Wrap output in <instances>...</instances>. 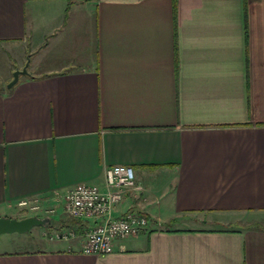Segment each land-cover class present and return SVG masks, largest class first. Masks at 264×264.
Instances as JSON below:
<instances>
[{"label": "crops", "instance_id": "1", "mask_svg": "<svg viewBox=\"0 0 264 264\" xmlns=\"http://www.w3.org/2000/svg\"><path fill=\"white\" fill-rule=\"evenodd\" d=\"M115 164L144 187L116 213L149 229L85 254L94 222L64 196ZM25 199L48 211L21 214ZM258 214L264 0H0V216L48 220L0 236V264H264V227L207 225Z\"/></svg>", "mask_w": 264, "mask_h": 264}, {"label": "built area", "instance_id": "2", "mask_svg": "<svg viewBox=\"0 0 264 264\" xmlns=\"http://www.w3.org/2000/svg\"><path fill=\"white\" fill-rule=\"evenodd\" d=\"M137 181L132 166L115 164L105 170L103 187L91 183H78L69 188L64 196L65 210L69 217L92 221L86 230L82 252L93 255H106L114 250L115 242L148 230L149 218L139 210L130 208L117 214L116 208L129 192L143 191ZM41 200H21L19 207L28 211L40 209ZM57 237L75 235L73 230L57 233Z\"/></svg>", "mask_w": 264, "mask_h": 264}, {"label": "rangeland", "instance_id": "3", "mask_svg": "<svg viewBox=\"0 0 264 264\" xmlns=\"http://www.w3.org/2000/svg\"><path fill=\"white\" fill-rule=\"evenodd\" d=\"M162 199H164L163 196H161ZM64 208H65V200H64ZM19 209L21 210V214L23 215H30V214H36V215H39V214H42L43 212H47L48 211V208L45 206V203L44 201H41L40 203V209L37 210V211H28V208H22V207H19ZM66 211V210H65ZM67 213V212H66ZM257 217H255L254 215H250L249 217L245 218L243 216V219H231V220H220L221 222H217L215 221V224L214 223H211V224H207V225H213L214 227H222V228H232V227H237V226H242V225H260L262 227H264V214H258L256 215ZM234 217V216H233ZM35 228H40V227H35ZM54 230L53 231H46L44 233V236L48 237L50 240H56V241H61V240H70L72 238H74L76 236V231L73 229V228H70L69 226L65 227V228H53ZM64 230H73L75 232V235H72V236H69L67 238H64L63 236L61 237H57V233L59 232H62ZM20 233H16V232H12V233H2L0 236L1 239L3 240H11L12 238H17V236H20L19 235ZM12 248V247H11ZM14 249H19V247H16L14 246L13 247Z\"/></svg>", "mask_w": 264, "mask_h": 264}, {"label": "water", "instance_id": "4", "mask_svg": "<svg viewBox=\"0 0 264 264\" xmlns=\"http://www.w3.org/2000/svg\"><path fill=\"white\" fill-rule=\"evenodd\" d=\"M28 73L27 66L23 69H16L13 73V79L9 82L8 87H12L19 81L20 75ZM46 218L38 216H27L24 218L0 216V234L19 232L24 233L35 226H42L47 224Z\"/></svg>", "mask_w": 264, "mask_h": 264}, {"label": "trees", "instance_id": "5", "mask_svg": "<svg viewBox=\"0 0 264 264\" xmlns=\"http://www.w3.org/2000/svg\"><path fill=\"white\" fill-rule=\"evenodd\" d=\"M256 226H260V225H256Z\"/></svg>", "mask_w": 264, "mask_h": 264}]
</instances>
